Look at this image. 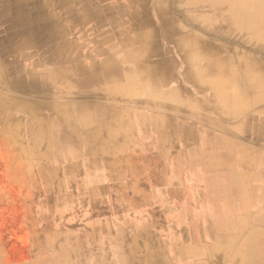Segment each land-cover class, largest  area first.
<instances>
[{
    "label": "rangeland",
    "instance_id": "rangeland-1",
    "mask_svg": "<svg viewBox=\"0 0 264 264\" xmlns=\"http://www.w3.org/2000/svg\"><path fill=\"white\" fill-rule=\"evenodd\" d=\"M210 1L87 0L86 3L92 5L83 7L82 11L124 13L121 19H114L109 29L112 31L114 28L116 38H119V26L124 27L121 38L127 40L131 57L139 59L142 55H148L142 49L139 50L136 43L141 48L150 43L156 44L155 39L151 38L153 28L158 29V42L171 43L176 48L171 50V54L176 61L177 72L181 69L186 73L185 76L180 75L182 84L190 88V82L197 80L194 84L198 92L196 95L201 97L202 106L209 108L208 114L204 113L203 132L211 134L213 131L221 135L211 137L210 146L204 147V153L200 154L199 147H189L188 153L181 152L180 159L185 162L188 154L193 152L209 157L207 160L211 173L219 176L212 181V185L221 186L224 191L212 202H220L221 199L238 207L243 206L252 212L247 216L260 219L259 227L254 226V229L258 228L260 262H264V102L255 106V102L251 101L252 89L247 86L242 91L241 87L233 83L234 80L240 81L243 69L245 74L250 68L254 75H260L253 68L260 54L248 48L247 45L253 43L252 39L249 44H242V39L247 38L250 29H236L227 18L226 13H232L228 7L234 6L240 13L241 0ZM9 2L13 4L16 1ZM134 13L140 15L129 16ZM219 13L224 18L221 19ZM100 17L95 23L85 22L86 28H90V31L93 26L96 30L101 29ZM66 20L69 27L75 26V17ZM137 22L146 30L136 32L140 26ZM126 32L131 36L126 35ZM24 36L18 35L14 44H11L6 25L0 24V70L9 72V66L16 58L21 67L33 69L37 73L45 69L44 65L37 64L44 61L41 56L44 51L39 53L41 49L38 48H42V45H36V48L19 46L17 43ZM189 44L196 45L203 53H211L208 60L217 64L218 74H209L205 78L220 80L214 89L210 90L206 83L198 81L193 70L194 63L183 57L184 47ZM167 46L170 48L171 45ZM120 54L122 50L118 49L116 55ZM32 61L37 63L32 65ZM147 79V85L143 84L144 88L139 89L154 90L156 82H152L149 77ZM230 88L232 97L227 100L236 98L240 102L234 107L222 106L219 100L223 98H218L217 94ZM25 93L22 87L16 86L11 80L0 79V101L7 96L11 101L33 103ZM32 94L55 103L63 100L70 103L73 96L63 89H52L45 94L35 91ZM0 106V264H59L61 254L64 260L70 254L74 257L77 234H83L85 238L86 235L97 233L100 228H116L111 224L115 219L167 220L173 217L187 218L190 212L194 213L183 208L178 200L159 192L162 185L178 180L177 173L188 176L189 170L185 167H180L179 171L173 167V147L130 145L114 153L88 152L79 145L76 131L69 127L68 122L57 133L53 132V128L42 129L44 121L39 117L43 120L59 118V124L62 120V114H56L54 110L53 113L48 112V106H37L38 111L48 112L43 115L34 114L28 108ZM212 109L219 113L220 124L216 130L207 128L212 124L210 119L217 118L211 115ZM57 124L54 122L52 125ZM158 132L161 134L163 131L158 129ZM247 151L256 153L260 162L250 160ZM189 181L185 178L189 186L203 184L194 176ZM185 196L187 202L189 196L190 202L195 201L196 195ZM160 203L161 207L158 206ZM256 206L259 211L252 210ZM126 228L149 229L151 233H159L161 228H170V231L187 228L193 232L198 227L133 225ZM233 228L240 227L234 224ZM247 250L252 248L248 247ZM229 254L234 255L233 264H236L239 254L235 249L229 250Z\"/></svg>",
    "mask_w": 264,
    "mask_h": 264
},
{
    "label": "crops",
    "instance_id": "crops-1",
    "mask_svg": "<svg viewBox=\"0 0 264 264\" xmlns=\"http://www.w3.org/2000/svg\"><path fill=\"white\" fill-rule=\"evenodd\" d=\"M15 1L10 4L9 0H0V24L6 25L11 44L18 35H25L17 43L19 46L36 48V45H42L38 48L41 49L39 53L44 51L41 55L44 61H32L31 64H42L45 69L37 73L21 67L16 58L11 62L9 72L0 70V79H9L22 87L25 95L33 101H11L4 96L5 105L28 108L37 115L53 113V110L62 114L61 125L59 118L43 120L39 117L44 121L42 128L50 130L54 127L52 124L58 122L55 126L61 130L68 122L69 127L76 131L79 145L88 152L114 153L130 145L173 147L172 165L175 170L179 171L180 167L189 170L188 176L177 173L178 180L162 185L159 192L178 200L183 208L194 213L190 212L187 218L167 220L115 219L111 224L116 228H100L85 238L83 234H77L74 257L70 254L64 260L61 254L59 264H233L234 255L229 254L231 249L240 255H237L236 264H264L260 262L258 228L254 229V226L259 227L260 219L247 216L252 212L243 206L223 202L220 198V202H212L224 191L221 186L212 185L219 176L211 173L209 157L193 152L188 154L185 162L180 159L181 152L188 153L189 147H199L200 154L204 153V147L210 146L211 137L221 135L213 131L211 134L203 132L204 113L208 114L209 108H204L201 97L196 95L195 80L190 82L193 91L182 84L180 75L185 76L186 73L181 69L177 72V64L171 54V50L176 48L171 43L158 42V29L153 28L151 38L156 44L141 48L136 43L140 47L138 49L148 55L139 59L131 57L127 40L121 38L124 27L119 26V38H116L114 28L112 31L109 29L114 19H121L124 13H83V7L92 5L86 3L87 0ZM131 15L139 16L140 13ZM98 16H101L102 28L96 30L93 26L90 31L84 23H95ZM68 17H75V26L69 27ZM140 29L146 30L140 25L135 31ZM126 35L131 36L127 32ZM167 45H171V49ZM118 49L122 54L116 55ZM147 77L156 82L154 90L139 89L144 88L143 84L147 85ZM52 89H63L73 94L71 102L55 103L32 94L35 91L45 94ZM37 106L50 108L47 113H42L36 109ZM211 112L217 118L210 119L212 124L207 128L219 129V113L213 109ZM158 129L165 133L160 134ZM231 141L236 143L233 139ZM192 176L203 184L197 187L186 184L185 178L190 182ZM187 194L196 195L195 201L190 202L189 196L187 202ZM252 210L259 211L258 206ZM234 224L240 227L238 231L233 228ZM133 225L198 228L193 232L187 228L171 231L170 228H161L159 233H151L149 229L126 230ZM248 247L252 250H247Z\"/></svg>",
    "mask_w": 264,
    "mask_h": 264
},
{
    "label": "bare ground",
    "instance_id": "bare-ground-1",
    "mask_svg": "<svg viewBox=\"0 0 264 264\" xmlns=\"http://www.w3.org/2000/svg\"><path fill=\"white\" fill-rule=\"evenodd\" d=\"M221 1H233V0H211L210 2L211 3L212 2L216 3V2H221ZM214 8L216 10H219V9H217V7H214ZM236 10H237V8L234 7V6L228 7V11H231L232 13H226L227 14V18L231 21L232 26L234 28H236V29H239V30H242V29H245V28H249L250 29L249 30L250 32L247 35L248 39L247 38L246 39H242V44H245V45L249 44L248 43L249 40L250 39L253 40V43H251V44H249L247 46H248V48L251 51H256V52H258L260 54V57H259L258 61H255L253 63V68H255L257 72H260L259 73L260 75H256V74L254 75V72H252V69L250 70V68L247 70L248 74H247V72L245 74V69H243L244 72H243V75H242L240 81H236V80L233 79L234 80L233 83L236 85V87H241L242 91H243V89L247 88V86L250 87L252 89L251 90V93H252L251 101H254L255 102L254 105L258 106V105H260L261 103L264 102V90H262V89H264V0H241V6L239 8L240 13H237ZM219 17L221 19L224 18V17L221 16V14L219 15ZM205 51H207V50H205ZM210 54L211 53H209L208 51L206 53H203V52L199 51L198 47L196 45H194V44H189L188 46L186 45L184 47V51H183V57L188 59L190 63H192V64L194 63L193 64V66H194L193 70H194L195 74L197 75L198 81L202 82V83H206L205 85H207L209 87V89L212 90L220 83V80H218V78L215 80V78H212V77L209 80L205 78V76H210L209 74H212V75L215 74V76L218 74L217 71H218L219 68H218L217 64L214 63L213 61L208 60L209 57H210ZM201 61H203V62H201ZM68 71L69 70H67V72ZM244 76H245V79H244ZM195 81H197V80H195ZM231 93H232V90L230 88V90L226 91L224 89L220 93L217 94L218 98L225 99L224 102L222 101L223 99L219 100V102L221 103L222 106H225V107L233 106L234 107L235 105H237V103L240 102L236 98H232V99L227 100V98L232 97L230 95ZM247 95L249 96V94H247ZM0 105L6 106L5 105V101L1 100L0 101ZM259 123L261 125V122H259ZM58 131H59V128L57 126H54L53 127V132L57 133ZM247 154H248V157H250V160L259 161L260 162V159L257 157L258 155L256 153H254V152L250 153L249 151H247ZM251 167H252V165H251ZM245 176H247V175H245ZM247 184H249V183H247ZM241 186L242 185H240V191L242 190ZM236 231H238V230L236 229ZM247 236L248 235H246V237ZM249 236H250V234H249ZM243 240H245V239H243ZM252 243H254V242L252 241Z\"/></svg>",
    "mask_w": 264,
    "mask_h": 264
}]
</instances>
